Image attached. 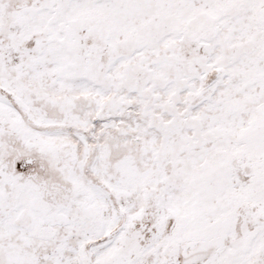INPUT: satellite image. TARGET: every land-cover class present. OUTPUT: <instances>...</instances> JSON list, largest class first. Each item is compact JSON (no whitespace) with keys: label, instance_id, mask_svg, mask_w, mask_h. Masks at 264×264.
I'll use <instances>...</instances> for the list:
<instances>
[{"label":"snow or ice","instance_id":"6c2138e0","mask_svg":"<svg viewBox=\"0 0 264 264\" xmlns=\"http://www.w3.org/2000/svg\"><path fill=\"white\" fill-rule=\"evenodd\" d=\"M0 264H264V0H0Z\"/></svg>","mask_w":264,"mask_h":264}]
</instances>
